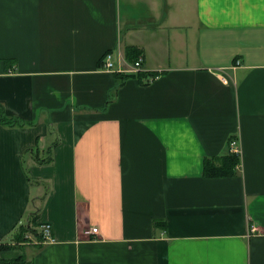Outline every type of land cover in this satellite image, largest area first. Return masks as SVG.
Masks as SVG:
<instances>
[{"label": "crops", "instance_id": "obj_1", "mask_svg": "<svg viewBox=\"0 0 264 264\" xmlns=\"http://www.w3.org/2000/svg\"><path fill=\"white\" fill-rule=\"evenodd\" d=\"M0 104L1 257L264 264V0H0Z\"/></svg>", "mask_w": 264, "mask_h": 264}, {"label": "trees", "instance_id": "obj_2", "mask_svg": "<svg viewBox=\"0 0 264 264\" xmlns=\"http://www.w3.org/2000/svg\"><path fill=\"white\" fill-rule=\"evenodd\" d=\"M106 54H104L105 56ZM142 55V52L134 47H129L126 49V56L129 60H138ZM104 56L101 59V64L104 59ZM13 63L12 61H9L8 64ZM140 72V71H139ZM118 79L123 80V78L127 77L125 73L118 72L117 74ZM141 75V74H140ZM0 122L5 125H25L30 124L31 122L28 120H25L19 116L16 115H10L7 114L6 111L3 108V105L0 104ZM231 141V140H230ZM57 140L52 143L48 148L45 154H41L40 149L38 148H29L24 152L22 155V158L25 157V155H32L33 158L41 164H49L52 163L54 160V147L57 145ZM218 160V161H216ZM240 163V157L233 152L229 150L228 154L222 156L219 159H211L207 158L204 163V173L207 176L210 177H224V176H231L235 173L236 167ZM24 170L26 171L29 180H31L29 173L27 169L24 167ZM37 215V212L33 213L30 219V224L27 225L26 231H30L31 233H35L37 231L36 224H34L35 217ZM158 223V222H157ZM164 226H166V222L164 221ZM15 239L17 242L21 241L22 239L18 238L17 235H15ZM18 247V243L15 242V244H0V250L1 249H10ZM25 263V259L23 256H18L15 258H3L0 256V264H23Z\"/></svg>", "mask_w": 264, "mask_h": 264}, {"label": "built area", "instance_id": "obj_3", "mask_svg": "<svg viewBox=\"0 0 264 264\" xmlns=\"http://www.w3.org/2000/svg\"><path fill=\"white\" fill-rule=\"evenodd\" d=\"M142 64V59H138L134 62V67L135 68H140ZM102 69L106 70H113L114 67V60H113V52H107L106 55L104 56L103 62H102ZM230 151L233 152L234 154L240 156L241 154V148L240 145L238 144L237 138H232L230 141ZM98 230L97 226L91 227V232H95ZM258 228L256 226H252L251 231L255 232L257 231ZM44 237L45 239H50L52 240V233H51V225L50 224H45L44 225Z\"/></svg>", "mask_w": 264, "mask_h": 264}, {"label": "rangeland", "instance_id": "obj_4", "mask_svg": "<svg viewBox=\"0 0 264 264\" xmlns=\"http://www.w3.org/2000/svg\"><path fill=\"white\" fill-rule=\"evenodd\" d=\"M27 225L26 223L22 224L17 232H16V235L18 236V238L22 239L21 242L24 243V242H28V241H31L30 243H32V236H31V232L30 231H26L27 229ZM31 236V237H30ZM19 244V242H17ZM21 246H23L24 244H19Z\"/></svg>", "mask_w": 264, "mask_h": 264}]
</instances>
